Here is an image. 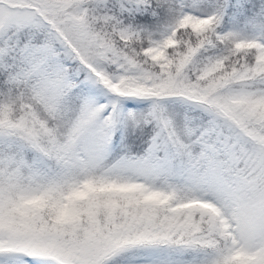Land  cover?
I'll return each instance as SVG.
<instances>
[{
    "label": "snow or ice",
    "instance_id": "obj_1",
    "mask_svg": "<svg viewBox=\"0 0 264 264\" xmlns=\"http://www.w3.org/2000/svg\"><path fill=\"white\" fill-rule=\"evenodd\" d=\"M0 264H264V0H0Z\"/></svg>",
    "mask_w": 264,
    "mask_h": 264
}]
</instances>
